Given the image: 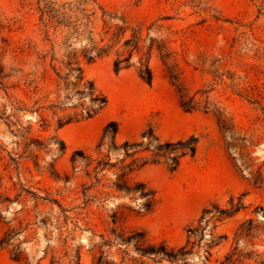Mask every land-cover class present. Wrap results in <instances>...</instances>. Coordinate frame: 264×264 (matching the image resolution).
<instances>
[{
    "label": "rangeland",
    "instance_id": "obj_1",
    "mask_svg": "<svg viewBox=\"0 0 264 264\" xmlns=\"http://www.w3.org/2000/svg\"><path fill=\"white\" fill-rule=\"evenodd\" d=\"M93 46L106 54L87 62ZM64 55L106 105L58 129L89 104L58 94ZM117 59L128 68L115 72ZM145 65L150 84L138 76ZM178 90L195 111L182 110ZM110 122L118 143H140L149 129L162 141L197 139L174 172L155 164L130 176L154 193L149 212L112 188L111 172L82 196L92 180L70 157L94 159ZM113 228L168 248L188 243L173 264H264V0H0V264H74L76 254L94 264L100 251L110 264H170L117 240L101 247Z\"/></svg>",
    "mask_w": 264,
    "mask_h": 264
},
{
    "label": "trees",
    "instance_id": "obj_2",
    "mask_svg": "<svg viewBox=\"0 0 264 264\" xmlns=\"http://www.w3.org/2000/svg\"><path fill=\"white\" fill-rule=\"evenodd\" d=\"M95 51V55H91V51ZM106 54V50L103 48H96L93 46L90 50L83 53V57L87 62H92L94 58L102 57ZM65 60L62 61L61 65L65 68L66 72L62 75L60 72L55 70L57 77V91L58 94L61 90L67 92L72 90L77 96L78 100H82L88 97L89 104L84 106L78 104L75 108L79 109L78 113L68 116L65 120H57V128L60 129L65 125L73 122L86 121L97 115L106 105V100L101 95L96 94L94 86L90 82H83L82 70L79 66L78 61L70 55H64ZM51 61H55L51 58ZM128 59H117L114 62V71L118 72L121 69L128 68ZM139 78L150 84L151 72L147 65L143 66L138 71ZM170 80L173 84H177V78L174 75H170ZM179 93V105L185 112H192L197 109L196 103L192 98H186L181 91ZM66 96V95H65ZM206 111V107L204 108ZM218 126L225 137L230 138V130L224 119H217ZM118 134L117 125L114 122H110L103 128L100 140L95 147L97 156L92 159L90 156H86L83 151H75L70 157V163L73 169L79 173L83 172L84 176L88 180H92V183L82 185V196L85 197L87 193L97 186L101 179L109 172L114 175V181L112 182V188L123 192L129 196L130 200L141 199L140 209L143 212H149L155 203L154 193L148 189L144 184L139 182H131L130 176L144 168L147 165L164 164L170 172H174L180 165V162L184 158L193 157L196 152L197 139L189 137L184 140L178 141H162L156 137L152 130L149 129L141 135L142 142L130 143L123 142L118 143L116 136ZM59 148L62 152L64 146L59 142ZM143 154H147L143 156ZM114 156L115 160L112 162L111 157ZM83 160V169H79V160ZM256 183V182H255ZM62 209V208H61ZM63 213L66 210L62 209ZM204 215L207 211L203 212ZM219 215L228 216L229 212L220 211ZM116 216H112V225L116 224ZM15 232H10V242L15 236ZM196 230H188L189 235H194ZM113 240L102 239V245L110 247L117 240L125 248L132 246L136 252L139 253L140 257H150L158 259L159 262L162 260L167 261L170 264L178 261H183L185 256L191 253L186 246L174 249L168 248L165 243L151 244L146 235L140 231H130L125 233L123 231L117 232L115 228L111 230ZM230 258L225 259V264H230ZM12 259L18 261L20 254L17 249L13 250ZM74 264H79V255L71 260ZM154 262V261H153ZM57 264V261H53L52 264ZM94 264H110L107 260V255L100 251L99 256L96 257ZM139 264H143L140 262Z\"/></svg>",
    "mask_w": 264,
    "mask_h": 264
}]
</instances>
